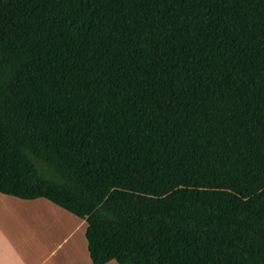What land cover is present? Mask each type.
<instances>
[{"label":"trees","instance_id":"1","mask_svg":"<svg viewBox=\"0 0 264 264\" xmlns=\"http://www.w3.org/2000/svg\"><path fill=\"white\" fill-rule=\"evenodd\" d=\"M0 194L91 264H264V0H0Z\"/></svg>","mask_w":264,"mask_h":264},{"label":"crops","instance_id":"2","mask_svg":"<svg viewBox=\"0 0 264 264\" xmlns=\"http://www.w3.org/2000/svg\"><path fill=\"white\" fill-rule=\"evenodd\" d=\"M85 232L84 220L43 199L0 194V264H91Z\"/></svg>","mask_w":264,"mask_h":264}]
</instances>
